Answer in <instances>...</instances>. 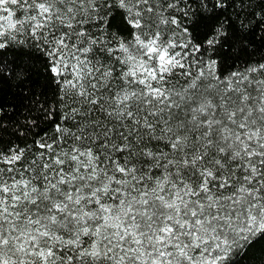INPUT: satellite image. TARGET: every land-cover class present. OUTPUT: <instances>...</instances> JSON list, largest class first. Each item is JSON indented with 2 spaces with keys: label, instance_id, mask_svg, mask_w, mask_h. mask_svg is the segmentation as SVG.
I'll return each mask as SVG.
<instances>
[{
  "label": "snow or ice",
  "instance_id": "6c2138e0",
  "mask_svg": "<svg viewBox=\"0 0 264 264\" xmlns=\"http://www.w3.org/2000/svg\"><path fill=\"white\" fill-rule=\"evenodd\" d=\"M253 39L264 0H0V83L54 86L50 127L0 146V264H238L264 241Z\"/></svg>",
  "mask_w": 264,
  "mask_h": 264
},
{
  "label": "trees",
  "instance_id": "16d2710c",
  "mask_svg": "<svg viewBox=\"0 0 264 264\" xmlns=\"http://www.w3.org/2000/svg\"><path fill=\"white\" fill-rule=\"evenodd\" d=\"M252 44L257 55L264 54V45L258 39ZM237 56L239 59H237ZM226 58L224 67L231 70L233 60L248 59L246 52ZM54 86L48 84L44 74L32 75L23 83L12 80L0 83V146L14 142L23 144L33 138V133L47 130L52 121L45 119L41 107L52 102ZM33 121L38 127L33 125ZM23 131L27 136H21ZM238 264H264V241H259L249 249L247 255L238 258Z\"/></svg>",
  "mask_w": 264,
  "mask_h": 264
}]
</instances>
